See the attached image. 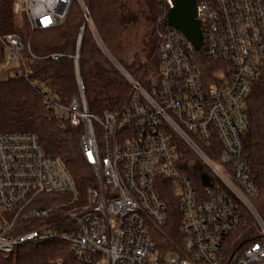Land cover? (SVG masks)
<instances>
[{
	"label": "built area",
	"instance_id": "1",
	"mask_svg": "<svg viewBox=\"0 0 264 264\" xmlns=\"http://www.w3.org/2000/svg\"><path fill=\"white\" fill-rule=\"evenodd\" d=\"M160 1L157 65L146 83L112 54L85 0L72 54L38 56L16 34L1 39L9 74L27 79L61 125L82 128L79 148L94 184L80 191L35 133H0V253L62 240L86 264H264V217L244 147L247 98L264 66V0H197L199 49L169 25L171 0ZM72 2L13 0V12L32 30L50 29L65 22ZM86 26L130 85L121 108H89L80 69ZM38 58L73 59L78 93L69 104L50 80L32 77ZM171 193L182 211L180 238L160 252L156 232ZM31 220L36 226L17 230Z\"/></svg>",
	"mask_w": 264,
	"mask_h": 264
},
{
	"label": "trees",
	"instance_id": "2",
	"mask_svg": "<svg viewBox=\"0 0 264 264\" xmlns=\"http://www.w3.org/2000/svg\"><path fill=\"white\" fill-rule=\"evenodd\" d=\"M93 22L112 54L122 61L124 54L123 0H85ZM162 1L150 0L155 24L161 16ZM23 22V23H21ZM85 19L78 0H73L65 22L50 29L32 30L28 24L19 21L13 12V0H0V62L5 54L1 39L16 34L26 40L34 54L43 56L51 52L72 54L76 39ZM157 26V25H156ZM156 26L153 35L156 38ZM148 53V61L154 50ZM32 77L50 80L61 96L62 102L69 104L78 93L75 68L72 58L62 61L33 59ZM137 78L146 83L150 68L146 62L125 65ZM80 69L85 85L86 97L91 111L100 113L105 109L121 108L130 94V85L121 73L108 61L98 47L93 32L86 26L82 47ZM248 129L244 135L247 163L255 185L259 190L255 200L256 208L264 217V66L259 78L253 83L247 98ZM35 133L43 149L55 157H60L73 176L77 188L84 190L94 184L92 169L85 162L79 148L82 128L61 125L54 110L43 103L39 92L23 76L9 75L0 79V133ZM169 203L168 216L162 231L156 232L158 249L166 252L174 249L179 242L182 225V211L174 194L166 196ZM19 224V223H18ZM246 237L254 231L249 217H246ZM36 226V221L20 222L17 230ZM86 264L79 262L62 240L42 243H27L19 246L12 254L0 253V264ZM96 264V263H92Z\"/></svg>",
	"mask_w": 264,
	"mask_h": 264
},
{
	"label": "rangeland",
	"instance_id": "3",
	"mask_svg": "<svg viewBox=\"0 0 264 264\" xmlns=\"http://www.w3.org/2000/svg\"><path fill=\"white\" fill-rule=\"evenodd\" d=\"M122 17L124 21L125 50L122 56V61L120 62L124 65H130L135 61L146 62L148 67L153 70L157 65L155 58V45L149 61L148 53L153 46L152 39L154 38L155 40L153 31L155 30L157 23L155 24L154 22V15L150 7V0H123ZM18 20L21 21L23 19L20 18ZM24 43L26 45L28 44L26 40H24ZM24 56L27 57L26 52L24 53ZM150 71L145 76L143 74L142 78L147 80ZM9 75L10 74L4 64L0 62V79H5ZM65 124L67 123H64L63 125ZM3 215L4 213L0 207V219ZM249 219L253 224L252 219L250 217Z\"/></svg>",
	"mask_w": 264,
	"mask_h": 264
},
{
	"label": "water",
	"instance_id": "4",
	"mask_svg": "<svg viewBox=\"0 0 264 264\" xmlns=\"http://www.w3.org/2000/svg\"><path fill=\"white\" fill-rule=\"evenodd\" d=\"M167 19L170 26L179 29L194 44L201 47L202 32L197 19V0H171Z\"/></svg>",
	"mask_w": 264,
	"mask_h": 264
}]
</instances>
